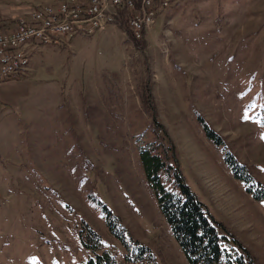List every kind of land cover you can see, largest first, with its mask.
<instances>
[{"label":"rangeland","instance_id":"1","mask_svg":"<svg viewBox=\"0 0 264 264\" xmlns=\"http://www.w3.org/2000/svg\"><path fill=\"white\" fill-rule=\"evenodd\" d=\"M123 31L28 51L25 117L3 120H19L25 151L0 182V264H80L88 229L116 245L108 213L156 264H186L138 159L154 120L188 190L264 264V0L172 1L137 49ZM223 150L258 186L233 179Z\"/></svg>","mask_w":264,"mask_h":264},{"label":"trees","instance_id":"2","mask_svg":"<svg viewBox=\"0 0 264 264\" xmlns=\"http://www.w3.org/2000/svg\"><path fill=\"white\" fill-rule=\"evenodd\" d=\"M128 39L132 40L126 32ZM136 49L140 41L132 40ZM205 138L214 146L223 144L207 123L197 116ZM153 141L140 146L138 159L146 183L151 190L157 209L169 229L186 264H251L246 250L227 232L221 230L208 216L204 207L185 186L173 154V146L156 120L153 121ZM223 148V146H222ZM223 163L234 180L249 187L258 186L250 176L223 150ZM106 227L115 244L103 242L99 235L87 227L88 239L82 245L91 251V256L80 264H156L150 250L132 241L124 228L108 216Z\"/></svg>","mask_w":264,"mask_h":264},{"label":"built area","instance_id":"3","mask_svg":"<svg viewBox=\"0 0 264 264\" xmlns=\"http://www.w3.org/2000/svg\"><path fill=\"white\" fill-rule=\"evenodd\" d=\"M175 0H61L56 7L38 6L19 18L8 32H0V82L28 65V48L52 45L54 35L70 39L96 35L121 25L132 40L142 41L157 15Z\"/></svg>","mask_w":264,"mask_h":264},{"label":"crops","instance_id":"4","mask_svg":"<svg viewBox=\"0 0 264 264\" xmlns=\"http://www.w3.org/2000/svg\"><path fill=\"white\" fill-rule=\"evenodd\" d=\"M61 0H0V32H8L19 18H27L29 12L38 6L56 7ZM124 32V31H123ZM126 33V32H124ZM38 46L29 47V50ZM26 71V70H25ZM22 73H15L7 80L0 82V182L7 176L10 167L17 168L21 163L23 132L19 124L5 129L3 120L11 113L25 117V91L20 90ZM24 100V101H22ZM12 134L15 136L13 137ZM9 176V175H8Z\"/></svg>","mask_w":264,"mask_h":264}]
</instances>
